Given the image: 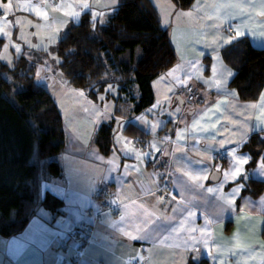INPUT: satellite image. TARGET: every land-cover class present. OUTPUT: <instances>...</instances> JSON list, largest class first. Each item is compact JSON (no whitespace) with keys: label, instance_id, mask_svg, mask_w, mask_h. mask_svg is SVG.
<instances>
[{"label":"crops","instance_id":"0c3cea01","mask_svg":"<svg viewBox=\"0 0 264 264\" xmlns=\"http://www.w3.org/2000/svg\"><path fill=\"white\" fill-rule=\"evenodd\" d=\"M13 1L21 10L26 0ZM109 1L92 0L90 7L108 16L118 5L110 6ZM153 2L177 53L176 62L152 82L154 104L123 117L115 113V102L110 109L97 102L100 106L94 113L71 111L64 117L67 144L57 156L63 175L43 184L44 190L64 201L63 213L50 223L49 211L42 209L20 234H0V264L71 260L76 242L72 233L81 221L92 222L95 230L79 264H199L203 257L211 264H264V191L259 196L244 192L248 178L264 181L260 167L264 146L255 164L241 165L243 171L235 179L228 175L222 185L211 180L220 152L231 174L237 167L232 150L250 156L241 145L252 135L264 133V87L256 100H242L230 85L235 69L223 55L226 47L242 37L264 48V0H194L186 9L173 0ZM75 4L81 18L87 12L92 16ZM2 16L0 22L5 19ZM70 22L68 27L75 24ZM238 29L243 33L239 37ZM0 38L6 36L0 32ZM41 52L23 56L47 71ZM207 60L211 62L208 73ZM221 63L233 75L217 87L215 80L225 79ZM213 64L218 66L215 79ZM53 75L44 82L42 78V83L36 79L49 92L51 86L69 85L63 72ZM191 83L200 88L202 102L189 98L186 88ZM80 93L93 99L85 91ZM108 122L113 124L114 140L110 155H105L95 143V134ZM129 123L142 130L141 146L136 136L125 131ZM162 148L171 156L169 167L153 164ZM167 172L176 195L160 199L157 189ZM220 173L219 180L225 175ZM236 188L239 191L233 193ZM221 193L232 195L234 203L227 205ZM105 204L119 205L121 213L102 212L96 217Z\"/></svg>","mask_w":264,"mask_h":264},{"label":"trees","instance_id":"16d2710c","mask_svg":"<svg viewBox=\"0 0 264 264\" xmlns=\"http://www.w3.org/2000/svg\"><path fill=\"white\" fill-rule=\"evenodd\" d=\"M173 1L184 9L194 2ZM3 42L0 38V53ZM52 50L61 58L59 67L69 84L93 99L98 100L109 84L117 85L114 111L123 117L154 104L153 80L177 60L170 32L162 25L153 0H118L104 23L84 13ZM223 55L235 69L231 87L242 100H256L264 87V48L242 37L226 47ZM36 70V64L24 56L10 65L0 54V234L5 237L20 234L42 209L49 211L50 223L63 213L64 201L44 190L43 184L63 175L57 156L67 144L64 118L52 94L37 81ZM125 131L142 136L133 123ZM263 137L262 132L254 134L240 147L250 154L248 168L261 154ZM113 140V124L104 123L95 134V143L110 155ZM263 191V180L247 179L245 193L259 196ZM199 264L211 263L203 257Z\"/></svg>","mask_w":264,"mask_h":264},{"label":"rangeland","instance_id":"374dc122","mask_svg":"<svg viewBox=\"0 0 264 264\" xmlns=\"http://www.w3.org/2000/svg\"><path fill=\"white\" fill-rule=\"evenodd\" d=\"M62 0H29L21 3V10L17 7L15 1L13 0H0V16L5 17L1 19L0 28L3 29L1 34L6 36L2 47H1V59L4 62L14 65L15 61L23 54L28 57H34L36 51H45L48 54L42 55L40 59H43L47 65L48 70L41 69L37 67L36 76L40 83L54 77L53 73L59 74L61 71L59 63L61 58L59 55L52 50V47L56 46L61 33L68 27L70 21L77 23L81 19V13L79 16L72 15L76 12L75 3L81 4L82 0H67L66 2H61ZM160 4V0H155ZM92 0H87L89 7L87 9L82 8L83 11H91L92 18L99 20L101 23L106 22L107 16L99 10L98 7H90ZM110 6L112 2L118 3L114 0H110ZM17 7V8H16ZM37 7L39 12L46 13L40 15L37 12ZM10 14H14L11 19L8 18ZM7 46V47H5ZM19 46V48H17ZM26 51V52H25ZM31 51V54H28ZM136 56H140L141 52L139 47L136 48ZM33 63V62H32ZM9 79L11 77L8 76ZM58 84L56 87H49L50 93L57 102L59 109L64 117H67L71 111H75L79 114L87 112H95L97 106L103 104L104 107L110 109L113 107L114 97L118 94L117 85L109 84L106 88L105 93L101 94L98 101L85 97L81 94L78 89L67 85ZM111 86V87H109ZM99 102V103H97ZM246 154V153H245ZM224 156L218 157L216 160V171H223L224 174L227 172L225 170L226 163L224 162ZM191 160V158H190ZM227 176L224 175L221 180H218L216 184H224Z\"/></svg>","mask_w":264,"mask_h":264},{"label":"built area","instance_id":"2783aa9c","mask_svg":"<svg viewBox=\"0 0 264 264\" xmlns=\"http://www.w3.org/2000/svg\"><path fill=\"white\" fill-rule=\"evenodd\" d=\"M187 93L189 98H195L199 102H202L203 98L200 94V88L195 84H189L187 86ZM144 137L139 136L136 138V143L138 146H141L144 142ZM220 156H224L223 152L219 153ZM170 155L166 154V150L164 148L160 149L156 154L153 164L154 165H165L166 167L170 166ZM157 193L159 198L168 199L170 196H175V191L171 189V177L169 172L163 177L162 182L157 189ZM102 212H108L113 215H119L121 210L119 205L110 206L105 204L103 209L97 213L95 216L98 217ZM95 226L92 222L81 221L79 222L72 233V236L76 240L74 244V255L71 260L63 259L60 264H79L83 258L85 247L93 240Z\"/></svg>","mask_w":264,"mask_h":264},{"label":"snow or ice","instance_id":"6c2138e0","mask_svg":"<svg viewBox=\"0 0 264 264\" xmlns=\"http://www.w3.org/2000/svg\"><path fill=\"white\" fill-rule=\"evenodd\" d=\"M82 7L84 9H87L89 7V5L87 3V0H82ZM37 12L40 15H44L45 18H46L47 14L46 13L39 12L38 7H37ZM72 15L79 16L80 13L73 12ZM187 15L191 16L192 13L189 12V13H187ZM2 31H3V29L0 28V32H2ZM241 35H243V33H241L239 31V29H238L237 30V33H236V36L239 37ZM228 39L231 40L232 37H229ZM5 47H7V46H5ZM17 48H19V46H17ZM216 59H217V61H220V57H219L218 54H217ZM220 67H222L224 69L223 76H224L225 79L224 80H215V83H216V86L217 87H223L225 85V83H226L227 78L228 77H231L233 75L232 71L230 69H228L226 65H223L221 63L220 64ZM217 68H218L217 64H213L212 65V72L214 74L213 79H215V74L217 73ZM109 87H111V86H109ZM261 102H262V104H264V96H261ZM195 126L196 125L194 124L193 127H195ZM221 143H225V141H221ZM231 154L234 156V158L236 160L237 167H235L234 171L231 174H229V173L226 172L225 175L226 176L231 175V177L233 179H235L236 176H239L242 173V171H243L242 167H240V166L247 164L249 162V160H250V156H247V155L246 156H239V155L236 154V149H233ZM260 167H261L262 172H264V158H262L261 161H260ZM189 175H191V174H189ZM204 178H206V177H196V176H192V179H204ZM209 191H213V189L210 188ZM238 191H239V188L233 189V193L238 192ZM221 198L225 201V203L227 205H231V204L234 203V200H233V196L232 195H227V194L221 193ZM200 231L201 232H205L206 229H201ZM195 239H196L195 237H192V241H195ZM191 246L193 248L195 247L194 244H192ZM198 258L199 257H197V259Z\"/></svg>","mask_w":264,"mask_h":264},{"label":"water","instance_id":"95a60500","mask_svg":"<svg viewBox=\"0 0 264 264\" xmlns=\"http://www.w3.org/2000/svg\"><path fill=\"white\" fill-rule=\"evenodd\" d=\"M180 102H181V105L184 104V99L181 96H180ZM220 177H221V173L219 171L214 170L211 174V180L213 181L219 180Z\"/></svg>","mask_w":264,"mask_h":264}]
</instances>
